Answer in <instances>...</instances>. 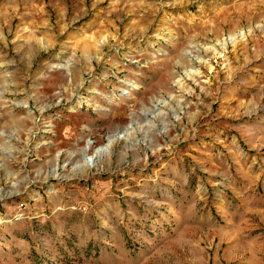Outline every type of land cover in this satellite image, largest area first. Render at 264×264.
Returning <instances> with one entry per match:
<instances>
[{
  "label": "rangeland",
  "instance_id": "obj_1",
  "mask_svg": "<svg viewBox=\"0 0 264 264\" xmlns=\"http://www.w3.org/2000/svg\"><path fill=\"white\" fill-rule=\"evenodd\" d=\"M0 264H264V0H0Z\"/></svg>",
  "mask_w": 264,
  "mask_h": 264
},
{
  "label": "built area",
  "instance_id": "obj_2",
  "mask_svg": "<svg viewBox=\"0 0 264 264\" xmlns=\"http://www.w3.org/2000/svg\"><path fill=\"white\" fill-rule=\"evenodd\" d=\"M23 205H20L19 207L21 208Z\"/></svg>",
  "mask_w": 264,
  "mask_h": 264
},
{
  "label": "bare ground",
  "instance_id": "obj_3",
  "mask_svg": "<svg viewBox=\"0 0 264 264\" xmlns=\"http://www.w3.org/2000/svg\"><path fill=\"white\" fill-rule=\"evenodd\" d=\"M101 150H102V148H101Z\"/></svg>",
  "mask_w": 264,
  "mask_h": 264
}]
</instances>
